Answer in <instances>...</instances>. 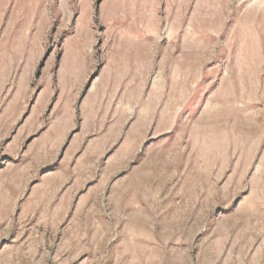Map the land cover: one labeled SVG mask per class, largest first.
I'll list each match as a JSON object with an SVG mask.
<instances>
[{"label": "rangeland", "instance_id": "374dc122", "mask_svg": "<svg viewBox=\"0 0 264 264\" xmlns=\"http://www.w3.org/2000/svg\"><path fill=\"white\" fill-rule=\"evenodd\" d=\"M0 264H264V0H0Z\"/></svg>", "mask_w": 264, "mask_h": 264}, {"label": "crops", "instance_id": "0c3cea01", "mask_svg": "<svg viewBox=\"0 0 264 264\" xmlns=\"http://www.w3.org/2000/svg\"><path fill=\"white\" fill-rule=\"evenodd\" d=\"M67 129H65V130H61L60 131V136H59V141L57 142V144H62L63 142H67V140H68V138H69V136H70V132H68L69 134H67ZM72 161H74V159H72ZM68 165H72V164H68ZM74 165V164H73ZM57 173H59L58 171H57ZM59 177H61L60 176V174L58 175L57 174V183L59 184L61 181V178H59ZM78 178V177H77ZM63 179H65L64 180V184H66V183H70V185L72 186V190L75 188L74 186H75V184H80V179L78 178V179H76L75 180V178H74V175L72 174V176L71 177H68L67 176V174H66V177L64 176V178Z\"/></svg>", "mask_w": 264, "mask_h": 264}]
</instances>
